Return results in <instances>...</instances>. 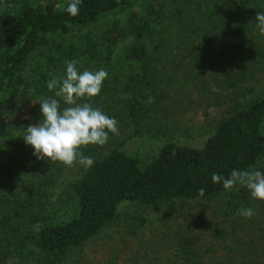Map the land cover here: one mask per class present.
Returning <instances> with one entry per match:
<instances>
[{
    "label": "trees",
    "instance_id": "trees-1",
    "mask_svg": "<svg viewBox=\"0 0 264 264\" xmlns=\"http://www.w3.org/2000/svg\"><path fill=\"white\" fill-rule=\"evenodd\" d=\"M68 2L23 0L15 11L0 12V186L21 180L27 171L26 155L33 148L23 136L42 119L40 98L60 100L61 111L67 107L55 96L59 86L47 87L52 70L80 59L111 66L116 47L128 38L132 42L110 67L108 84L112 92L124 93L123 111L135 125L152 118L160 123L158 105L175 83L184 93L205 87L214 101L223 99L226 110L210 123L200 145L168 140L147 162L118 147L99 156L103 146H82L94 164L69 185L75 215L37 229L3 218L0 264L11 258L67 264L77 249L115 222L120 203L154 208L177 200L220 203L206 227L214 244L202 249L193 239L179 241L177 264H264V201L253 199L244 187L227 191L222 182L212 181L213 173L227 178L233 169L251 170L264 158V88L253 82L257 72L264 73V36L255 20L264 0H214L211 6L207 0H146L141 5L81 0L74 17L66 11ZM124 11V24H104ZM89 27L95 29L57 41ZM53 45L58 55L34 63L27 80L23 73L30 58ZM209 79L218 90L203 86ZM12 99L18 111L4 119ZM249 207L255 210L252 218L237 214Z\"/></svg>",
    "mask_w": 264,
    "mask_h": 264
},
{
    "label": "rangeland",
    "instance_id": "rangeland-1",
    "mask_svg": "<svg viewBox=\"0 0 264 264\" xmlns=\"http://www.w3.org/2000/svg\"><path fill=\"white\" fill-rule=\"evenodd\" d=\"M21 1L23 0H0V12L15 11ZM28 1L40 5L49 1L61 4L64 0ZM145 1L136 0L135 4L141 5ZM207 3L211 6L214 0H207ZM126 18L124 11L110 15L103 22L122 25ZM94 29L84 28L74 35L59 37L57 41L78 38ZM131 42L132 39L128 38L116 47L114 62L122 58ZM48 54L58 55L55 45L40 49L30 58L23 73L27 80L31 79L30 70L33 64L43 62ZM113 64L105 66L92 59H89L88 63L80 59L76 65L80 72L84 70L95 72L100 69L108 72L99 95L77 100L78 104L88 103L94 108H99L105 115L119 122V134L109 133V140L103 145L99 156L118 147L140 158L142 162H147L168 140L186 145H200L209 134L210 123L226 110L223 99L218 98L214 101L212 98L214 95L207 92L205 87L194 86L192 89L187 88V92L184 93L175 83L168 90L167 98L158 105L156 116L160 118V123L155 124L152 118L137 126L123 111L124 93L109 90L110 67ZM65 75L66 64L63 63L52 70L50 80ZM255 78L253 82L263 89L264 73L258 76L257 72ZM208 81V83L205 81L203 86L208 84L212 89L218 90L212 84L213 79ZM17 111V101L12 99L10 107L4 113V119ZM33 152L34 149L26 155L28 168L22 179L0 186V224L3 218H7L5 220L14 223L21 221L24 226L32 225L37 229L44 223L66 221L75 215L69 185L86 169L79 163L66 167L61 162L40 160ZM253 169L264 172V158L251 170ZM219 204L216 200H177L168 205L149 208L131 202L120 203L115 222L96 238L77 249L67 262L70 264L74 261L76 264V260H79V264H177L178 260H174V255L179 241L193 239L194 243L201 244L202 249L214 244L215 241L209 239L206 227L209 221L214 220L213 212L219 208ZM18 259L11 258L8 264H29Z\"/></svg>",
    "mask_w": 264,
    "mask_h": 264
},
{
    "label": "clouds",
    "instance_id": "clouds-1",
    "mask_svg": "<svg viewBox=\"0 0 264 264\" xmlns=\"http://www.w3.org/2000/svg\"><path fill=\"white\" fill-rule=\"evenodd\" d=\"M81 0H69L66 11L71 16L79 14ZM256 27L259 34L264 36V11L256 13ZM66 75L52 78L47 87L49 90L57 88L56 97L63 99L67 105L60 110V100L41 97L40 105L42 119L40 123L28 126L23 139L34 149L33 155L37 159L52 163L61 162L66 167L79 163L85 169L94 164L90 156L80 151L82 146H103L109 140V133L118 135V121L105 115L99 108L88 103L78 104L77 100L84 97L99 95L103 82L108 77L104 69L92 72H80L77 61H66ZM213 183L223 184V188L231 191L235 186L249 190L253 199L264 201V172L260 170L233 169L230 176L225 178L216 173L212 174ZM199 196L204 195V189L198 190ZM237 214L245 218H252L255 210L251 207L238 209Z\"/></svg>",
    "mask_w": 264,
    "mask_h": 264
}]
</instances>
